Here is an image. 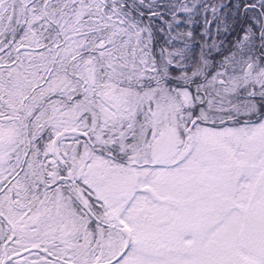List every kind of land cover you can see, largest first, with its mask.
Here are the masks:
<instances>
[{
    "label": "snow or ice",
    "instance_id": "6c2138e0",
    "mask_svg": "<svg viewBox=\"0 0 264 264\" xmlns=\"http://www.w3.org/2000/svg\"><path fill=\"white\" fill-rule=\"evenodd\" d=\"M0 264H264V0H0Z\"/></svg>",
    "mask_w": 264,
    "mask_h": 264
}]
</instances>
